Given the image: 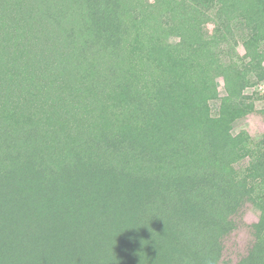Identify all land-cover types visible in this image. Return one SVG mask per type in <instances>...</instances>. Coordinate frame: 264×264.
<instances>
[{
  "label": "rangeland",
  "instance_id": "obj_1",
  "mask_svg": "<svg viewBox=\"0 0 264 264\" xmlns=\"http://www.w3.org/2000/svg\"><path fill=\"white\" fill-rule=\"evenodd\" d=\"M158 2L0 0V264L213 261L204 179L244 193L220 264L256 251L264 0Z\"/></svg>",
  "mask_w": 264,
  "mask_h": 264
},
{
  "label": "trees",
  "instance_id": "obj_2",
  "mask_svg": "<svg viewBox=\"0 0 264 264\" xmlns=\"http://www.w3.org/2000/svg\"><path fill=\"white\" fill-rule=\"evenodd\" d=\"M157 3H159L158 0H157ZM115 51L118 53L119 50L114 49L111 52V56L109 57V59H112L113 57H115L114 56V54L116 53ZM258 165H260L261 167L259 169H255V171L259 172L258 175L259 177H261L263 175L261 171L264 170V155L251 162V166L253 167L258 166ZM202 183L204 187L199 188L198 186L196 189L197 196L193 199L194 204H196L197 207L198 206L201 207L203 204L206 206L209 205L210 208L216 210L219 213L214 212V210L210 211V214L207 217L209 229L208 228L207 230L205 229V227H208L205 224V222L200 223L197 225V227H194L195 230L185 231L184 237L189 233H193L195 235L210 234L211 236L208 235L210 237L208 248L212 247L211 249L214 252L216 251V254H215V258L213 261H212V257L209 259H204V260L203 259L197 260L195 258L193 259L192 257H190V259L185 261L184 264H220V258H221V254L223 251V238L221 237L226 232L228 231L230 232V228L235 229L236 227L234 220L229 221L228 219H230L231 217L228 218V216L234 209L236 210L239 207V205L242 204V198H239V194L237 193V190H239L240 192L241 186L237 185V190L235 188L229 189V190L234 191V193L227 194L226 191H224V190H227V187L223 188L215 184L212 185L206 179H204ZM240 193L244 194L243 192H240ZM6 199H7V202L11 201L7 197ZM249 201L251 200L249 199ZM262 219H263L262 217H259L258 222L253 225V227L256 226L258 228V236H256L255 242H254V247H256V251H257L258 246H261L264 248V219L263 220ZM259 227L261 228V230H259ZM208 230H210V233H208ZM5 231L6 232L4 233H6L9 236V238H11L12 237L11 232H9L7 229ZM255 233H256V230H255ZM16 239L18 241H16L15 246L18 247L19 253L24 252L25 244L22 239V236L17 235ZM159 239H162V238L158 236V238L154 240L153 243L155 245L160 244L161 242H159ZM9 244L11 243H8V247H9ZM182 246L184 248L182 249V252H181L182 254L180 255H186V258H187L189 256L188 255L189 253L186 252L185 245L182 244ZM256 251H252V252L250 251L247 256L241 258L236 264H258L257 257L255 256L257 254ZM178 256L179 255H176V257Z\"/></svg>",
  "mask_w": 264,
  "mask_h": 264
}]
</instances>
